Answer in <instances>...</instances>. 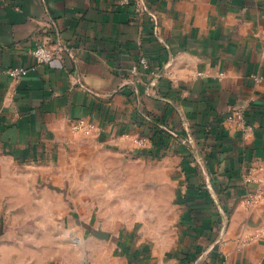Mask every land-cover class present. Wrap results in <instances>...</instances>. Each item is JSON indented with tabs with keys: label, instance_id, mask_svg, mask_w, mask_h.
<instances>
[{
	"label": "crops",
	"instance_id": "0c3cea01",
	"mask_svg": "<svg viewBox=\"0 0 264 264\" xmlns=\"http://www.w3.org/2000/svg\"><path fill=\"white\" fill-rule=\"evenodd\" d=\"M0 264H264V0H0Z\"/></svg>",
	"mask_w": 264,
	"mask_h": 264
},
{
	"label": "built area",
	"instance_id": "2783aa9c",
	"mask_svg": "<svg viewBox=\"0 0 264 264\" xmlns=\"http://www.w3.org/2000/svg\"><path fill=\"white\" fill-rule=\"evenodd\" d=\"M119 1L120 3L123 4L132 3V0H119ZM60 52H61L60 49H50L43 44H37L30 49V54L33 58V63L28 67H23V66L12 67L8 70V73L14 78H20L24 76L26 73H28L29 70L34 69L37 65L47 64L51 62L54 58L60 55ZM140 63L146 65L147 60L144 57H142L140 59ZM234 111L229 113V115H227L226 118L230 120H234L235 119L234 115H235L237 120V125L240 126V128L247 134L251 130V126L246 122L243 116V111L241 109ZM94 128H95L94 124L91 121L86 120L84 118H78L71 122V129L74 132L81 131V132L89 133L93 131ZM135 141L137 142L138 145H142L145 143V141H147V137L140 136L135 138ZM259 169H261V167L249 168L247 173L244 175V182L249 183L253 181L254 174ZM261 197H262L261 190L258 189L254 193L247 194L244 200L246 205L252 206L255 203H257Z\"/></svg>",
	"mask_w": 264,
	"mask_h": 264
},
{
	"label": "rangeland",
	"instance_id": "374dc122",
	"mask_svg": "<svg viewBox=\"0 0 264 264\" xmlns=\"http://www.w3.org/2000/svg\"><path fill=\"white\" fill-rule=\"evenodd\" d=\"M79 132H81V131H79ZM132 142H134L136 145H138L137 142L135 141V138L132 139ZM113 184H115V183H113ZM118 185H120V183L117 182L116 186H118ZM261 193L263 195L262 191H261ZM156 215H157V217H156L155 222L161 221L162 217L164 216V214H160V213H157ZM68 216H69V220H71V223L73 226L71 229H66V230L60 231L61 232L60 234H62V233L68 234L69 233V236L72 237L74 240H76V239H78V237H80L81 230L83 231V233L86 232L90 238H92L94 240H100L101 243H104L103 241L108 240L112 236H117V235H112L113 234V233H111L112 231H109V230L103 228L102 220H96V217L101 218L102 217L101 215L88 214L87 219L89 221L87 219L81 220V217L78 214H73V215H68ZM151 217H152V215H150V214L144 215L142 213H137L134 215L133 214L126 215L127 221L131 220L132 218H134V219L137 218V220H133V222L135 224L133 231H135V232H134V234H131V235L138 237L139 235H138V233H136V231H138V232H142V235H140L141 237L148 236V234H147L148 230L147 229L144 230L143 227L145 225L147 226L148 224H150V222L152 221ZM66 219H67V217H65L64 220H66ZM122 230H123V232L120 231L121 233H125L126 231H128V230H126L125 227H122ZM145 233H146V235H145ZM73 244H76V242ZM86 254H88V253H86Z\"/></svg>",
	"mask_w": 264,
	"mask_h": 264
},
{
	"label": "trees",
	"instance_id": "16d2710c",
	"mask_svg": "<svg viewBox=\"0 0 264 264\" xmlns=\"http://www.w3.org/2000/svg\"><path fill=\"white\" fill-rule=\"evenodd\" d=\"M155 126V125H154Z\"/></svg>",
	"mask_w": 264,
	"mask_h": 264
}]
</instances>
